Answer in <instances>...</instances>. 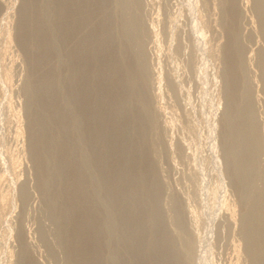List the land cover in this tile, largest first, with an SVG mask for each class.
I'll use <instances>...</instances> for the list:
<instances>
[{
    "label": "rangeland",
    "instance_id": "1",
    "mask_svg": "<svg viewBox=\"0 0 264 264\" xmlns=\"http://www.w3.org/2000/svg\"><path fill=\"white\" fill-rule=\"evenodd\" d=\"M110 1L113 35L120 48L126 46L120 22L133 21L134 43L129 51L132 64L141 66L147 104L141 134L132 131L141 113L134 98L122 100L131 103L135 113L122 114L120 124L130 132L131 144L140 140L143 144L168 240L180 253L189 243L191 254L184 256L185 264H264L262 241L258 251L247 233L254 222L262 220L264 225V0H122V6L119 0ZM39 2L43 18L55 30L60 0ZM24 3L0 0V264H73L69 254L72 226L65 218L64 176L69 172L63 175L58 168L55 130L30 86L36 74L19 40ZM94 19L93 26L100 25V17ZM55 33L51 59L65 104L68 69L64 54L72 45H64ZM231 43L237 52L231 55L235 92L247 96L244 111L253 119L257 141L255 155L242 159L250 169L243 176L229 170L221 140ZM80 130L66 139L75 144L77 159L85 162L83 181L89 187L100 242L108 245V252L124 251V241L116 237L124 231L122 216L131 211L132 201L122 191L123 203L115 210L106 186L108 162L96 164L101 149L87 138L84 141L81 133L82 141ZM34 136L39 138L37 146ZM113 161L109 165L116 169L135 170L134 163L124 164L116 157ZM140 188L136 186L139 192ZM250 194L258 195L255 207L248 203ZM113 211L119 212L114 216ZM256 215L258 219L249 225L247 219ZM77 216L74 212L72 218ZM123 259L128 260L129 253L124 252Z\"/></svg>",
    "mask_w": 264,
    "mask_h": 264
},
{
    "label": "bare ground",
    "instance_id": "2",
    "mask_svg": "<svg viewBox=\"0 0 264 264\" xmlns=\"http://www.w3.org/2000/svg\"><path fill=\"white\" fill-rule=\"evenodd\" d=\"M109 1L60 0L56 21L58 25L55 26V30L59 33L60 42L64 45L68 43L72 45L64 54V63L68 69L65 82L68 99L65 104H62L60 100L62 96L60 83L56 77L55 67L57 66L52 63L51 59V53L56 45V33L53 26L43 18L39 0H25L23 18L19 28V40L24 45L36 74L30 86L35 88L37 95L41 98L43 108L55 130L53 148L56 156L59 157L60 167L58 168L63 175L69 172L64 176V191L68 196V211H65V218L72 226V231L69 232L71 237L70 259L73 264H185L184 256L188 257L191 254L190 245L186 242L184 252L180 253L181 251L176 248L175 244L168 240L163 229L161 215L157 211L154 195L157 185L151 174L152 168L145 159L143 144L141 140L136 145L131 144L130 132L120 124L122 114L135 113L133 105L124 104L122 100L125 96L134 98L136 107L141 113L135 117L136 123L132 131L141 134L145 120H147L145 119L147 118L145 117L147 104L141 84V66L137 64L139 68L132 64L131 51H129L131 43H134L132 42L133 21L130 18L119 21L122 25L121 36L126 45L120 48L118 43L115 44L117 37L113 35L114 19L111 15L112 3ZM118 2L119 5L122 4V0ZM96 16L100 17L99 27L93 26ZM233 45L234 43H231L227 48V57L230 61V76L227 77L229 92L225 131H222L221 140L225 145L224 156L229 170H233L238 175H248L249 168L242 159L245 155H255L257 141L253 119L248 114V110L244 111L247 96L243 94L242 98L237 94L238 92H235V68L234 62H231V55H237H234L236 48L233 49L235 47ZM236 61L238 62V59ZM239 117L243 118V124L238 122ZM81 123L83 127L80 126ZM77 126L81 127V130L77 129ZM74 130H80V133H77L81 140L84 134V141L87 138L93 146L101 149V155L97 161L95 158L96 164L108 162L107 169L110 175L106 186L115 210L121 207L122 191H127L132 201L131 211H126L122 216L124 231L116 237L117 240L124 241V251L118 252L114 248L113 251L108 252V245L100 242L98 221L91 211L92 201L88 196L89 187L83 181L85 162L77 159L75 144L66 139L67 135L69 137ZM38 143L39 138L34 136L33 144L37 146ZM115 157L124 164L134 163L135 170L128 168L119 170L109 165L113 164ZM240 180L244 179L240 176ZM138 185L141 186L140 192L136 189ZM254 196L250 194L249 197L252 198H249L248 203L255 207L258 195ZM139 207L147 210L145 213L138 211L136 208ZM255 210L257 211L258 208ZM74 212H78L77 218H72ZM116 212L119 211H113L114 216ZM257 215L247 219V223L258 219ZM261 221L254 222L247 232L249 233L248 239L254 243L251 244L255 245L257 250L260 241H262L260 245H263L264 250V225ZM126 226L128 229L130 226L132 230L129 232L124 228ZM262 248L260 246L259 250ZM124 252L129 253L128 260L123 259ZM261 253L264 254V252Z\"/></svg>",
    "mask_w": 264,
    "mask_h": 264
}]
</instances>
